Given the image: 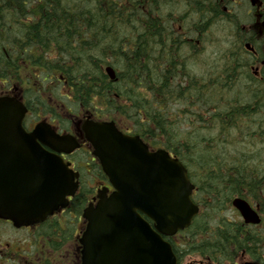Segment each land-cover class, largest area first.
Listing matches in <instances>:
<instances>
[{
  "label": "trees",
  "instance_id": "trees-1",
  "mask_svg": "<svg viewBox=\"0 0 264 264\" xmlns=\"http://www.w3.org/2000/svg\"><path fill=\"white\" fill-rule=\"evenodd\" d=\"M160 1L0 0V78L13 77L22 85L28 78L32 83L62 76L73 85L79 104L105 107L112 119L121 120L124 129L139 134L150 147L165 148L180 158L197 186L195 199L201 206L192 225L181 234L193 239V249L203 247V252L218 254L220 263L232 261L242 250L264 245L263 231L251 232L226 212L235 197H242L259 204L264 213V65L262 79L248 71L253 62L264 60V37L258 38L252 26L255 11L244 14L234 26L233 45L219 52V64L208 65V70L199 73H204L203 78L198 72L191 73L194 79L186 78L181 74L187 73V66L181 70L177 64L174 72L158 67L156 58L155 63L151 60V49L144 45L159 42L152 30L155 23L168 21L161 8L157 20ZM164 1L176 10L192 5H186L188 0ZM225 2L223 9L218 3L215 10L205 7L206 13L221 17L222 28L232 24L235 11L240 10L235 0ZM10 10H15L12 19ZM13 20L18 22L16 27ZM175 21L160 28L162 36L183 37L189 27L179 31ZM243 25L250 27L243 29ZM245 41L255 53L245 48ZM162 44L168 48L166 40ZM145 55L150 59L145 60ZM107 66L116 70L115 79L106 73ZM30 70L41 74L25 77ZM229 78H237L240 90L249 95L250 81L261 90L250 100L235 98L218 107L217 94ZM161 84L168 89L162 91ZM208 231L202 240L199 233ZM170 241L178 256L189 247ZM44 261L54 260L46 255Z\"/></svg>",
  "mask_w": 264,
  "mask_h": 264
},
{
  "label": "water",
  "instance_id": "water-1",
  "mask_svg": "<svg viewBox=\"0 0 264 264\" xmlns=\"http://www.w3.org/2000/svg\"><path fill=\"white\" fill-rule=\"evenodd\" d=\"M251 4L257 9L262 33L263 2L251 0ZM106 71L115 79L113 67ZM26 112V105L18 98L0 97V217L13 221L16 227L42 222L66 206L67 195L74 194L76 188L68 183L72 171L60 157L42 148L38 139L56 151H71L78 144L69 136L56 134L47 123L26 131ZM85 130L114 191L100 194L98 203L84 211L88 224L81 237L82 263L177 264L165 236L189 227L200 209L192 199L195 184L187 167L164 148L150 150L140 135L124 133L114 121H87ZM23 143L29 145L31 167L20 177L22 173L14 171L12 162L19 156L16 152L24 150ZM62 143H69L71 148H61ZM39 151L41 155L36 153ZM39 159L43 165L46 160L41 168ZM232 203L246 223L261 222L247 200L236 197Z\"/></svg>",
  "mask_w": 264,
  "mask_h": 264
},
{
  "label": "flooded vegetation",
  "instance_id": "flooded-vegetation-1",
  "mask_svg": "<svg viewBox=\"0 0 264 264\" xmlns=\"http://www.w3.org/2000/svg\"><path fill=\"white\" fill-rule=\"evenodd\" d=\"M178 29L181 30L180 25ZM167 43L171 45L172 52V41L168 40ZM29 73L33 77V73ZM13 79V77H2L0 95H15L25 103L28 109L24 120L25 128L31 131L41 121L48 122L57 133L69 135V139H74L78 144V147L71 151H56L38 139L42 148L62 158L69 165L78 182V188L75 195L69 197L66 207L59 208L42 223L16 229L24 230V233L15 231L11 221L0 219V264H81L82 247L79 239L87 225L83 217L84 209L90 203L98 201L99 192L109 189L108 193H110L113 190L100 159L94 154L92 143L87 139L84 124L87 120L103 121L111 118L105 107L104 109L98 105L85 107L79 104L73 92V85H69L62 76L59 79L43 78L34 83L28 78L24 88L15 87ZM117 125L122 129L121 121L118 120ZM21 140H25V136H22ZM62 145L66 149L71 147L69 143ZM22 146L24 150L16 152L19 156L14 158L12 164L14 171L24 175L31 167V152L29 145L23 143ZM25 147L28 150H25ZM36 153L41 155L42 151ZM43 162L45 165L46 160ZM42 165L39 159L40 168ZM258 212L262 222L258 225L247 224L252 229L251 232L262 230L264 232V213L261 209ZM4 224L11 225L13 229L5 231ZM209 233L211 232L199 233L200 238L204 240V236ZM183 239L185 238L177 237L175 243ZM192 242L193 239L185 241L186 246L189 247L181 255L179 254L178 264H246L248 261L264 264V245L252 247V251L243 250L235 255L232 261L220 263L221 256L203 252V247L202 250L193 249L190 247ZM46 255H50L54 261L45 262Z\"/></svg>",
  "mask_w": 264,
  "mask_h": 264
},
{
  "label": "bare ground",
  "instance_id": "bare-ground-1",
  "mask_svg": "<svg viewBox=\"0 0 264 264\" xmlns=\"http://www.w3.org/2000/svg\"><path fill=\"white\" fill-rule=\"evenodd\" d=\"M172 0H169V3ZM164 0H161L160 2H158L157 5V20H158V12L159 9L161 8L162 13L166 14V19L168 20L167 22H163V23H155L156 24V29L152 30L154 33V36L159 39V42H154V43H150L149 44H144L145 46L149 47V49H151V60L153 58V62L155 63V58H156V64L158 65V67H163L164 69H168L172 72L174 71H178V66L181 70H184V66H187L188 71L187 73H183L181 74V76H184L186 78L189 79H194L191 73H196V71H198L199 69V64L198 61L203 60L204 58H207V56L209 55V51L210 49H216L213 50V53H218L220 48L217 47V45L219 44L218 39L213 38L212 36H210V32L212 30V28L216 29H220L221 28V17L217 16V15H212L209 13H206L205 7L209 6L212 9L215 10V6L217 5V3L220 5H222V9L226 8V2L225 0H188L186 1V5H190L191 6L188 7V9H183V10H176L174 7L172 6H166ZM248 2L251 4V0H248ZM192 9H194V13ZM60 12V9H58ZM235 10V9H234ZM201 12V13H199ZM251 10H248L246 12V9H240L239 11H235V15L236 17L234 18L233 21V25L235 26V24L239 23L240 21V17L243 16L244 14H248L250 13ZM15 14V10H10V15L9 18H13ZM161 14V13H160ZM175 16L173 17L174 19H170L171 16ZM160 16V15H159ZM254 20L256 19V16L254 14ZM1 16H0V24L3 23V21H1ZM176 20V21H175ZM172 21H175L176 24L180 25L181 29H187L186 33L182 34V38L177 40L176 37H171L168 33H166L165 37L162 36L161 32H160V28H162L163 25L168 24V23H172ZM174 22V23H175ZM12 26L16 27L18 22H15L13 20ZM173 23V24H174ZM197 23V24H196ZM198 23L209 27V29L206 31V28H200V25H198ZM230 24V23H227ZM122 27V26H120ZM250 27L248 26H242L243 29ZM158 28V29H157ZM120 30V29H119ZM122 33H124V29H122ZM13 33H10V36H12ZM169 39H172L173 42L175 43V45L173 46V48L175 47V51L176 53H172L170 48L171 45H168V48H166L162 42L163 40L168 41ZM237 40H239V42L244 40V37H239ZM247 41V40H246ZM245 41V42H246ZM168 44V43H167ZM248 44H251L249 41L245 43V48L248 50ZM142 45L139 49L138 52L140 50H142L145 46ZM155 48V52L153 53V50ZM219 49V50H217ZM251 52H256L255 48H253L251 50ZM211 53V52H210ZM236 56V54H232V56ZM118 58H122V52L118 54L117 56ZM143 58L145 60L150 59L148 57V55L143 56ZM162 59V60H161ZM166 65V66H165ZM264 65V60H260L257 63H254L249 66L248 71H250V73L255 76L258 79H262V66ZM194 70V71H193ZM245 72L242 74L243 76L247 75V69L245 68ZM243 72V71H242ZM199 73V72H198ZM199 76H204L203 74H199ZM245 80V79H244ZM199 84V82H198ZM248 85L252 88L251 93L249 95V93L246 92H242L240 90L239 87V83H238V79H227L225 80V82H223L222 86L223 88L221 89V91H219V93L217 94V101H218V107H222L224 105H227L228 103L232 102L235 98H246V100H250L252 99L251 97H253L255 94H258V91L260 92L261 87L260 86H256L257 83L250 81L248 83ZM160 89L162 91H166L168 88L165 84H161ZM242 198V197H240ZM232 208V207H230ZM228 210V209H227ZM226 210V212H228ZM206 232V231H204ZM259 253V252H258Z\"/></svg>",
  "mask_w": 264,
  "mask_h": 264
},
{
  "label": "rangeland",
  "instance_id": "rangeland-1",
  "mask_svg": "<svg viewBox=\"0 0 264 264\" xmlns=\"http://www.w3.org/2000/svg\"><path fill=\"white\" fill-rule=\"evenodd\" d=\"M246 1L247 0H235L236 6L240 7V9H246V12L248 10H251L252 9L251 4L246 2ZM177 10H182V9L181 8L178 9V7H177ZM253 11L254 10L252 9L250 13H252ZM234 33H235V27H234L233 23L232 24H225V26L223 28L221 27L220 29H216V27L212 28V30L210 32V36L218 39L219 44L217 45V47H219L220 50L219 49H217V50H219V52L222 49L229 48L230 45H233L232 41H233ZM227 36H229L230 39H228ZM213 50H216V49L214 48ZM213 50L210 49V51L208 53L209 55L207 56V58L203 59V62L202 61H201V63L198 62L199 69L196 72H199V73L205 72L206 70H208V65H210L212 68V66L214 64H219V52L213 53ZM199 73H197V74L199 75ZM202 78H203V76H202ZM227 215L231 218H235V219L240 218L241 219V216L239 215V213L232 208L228 210ZM210 224H211V226L215 225V223H213V222ZM9 229L12 230L10 227H9ZM4 230L7 231V228L4 227ZM1 263H5V262H1Z\"/></svg>",
  "mask_w": 264,
  "mask_h": 264
}]
</instances>
